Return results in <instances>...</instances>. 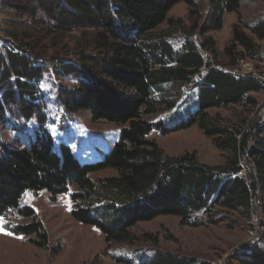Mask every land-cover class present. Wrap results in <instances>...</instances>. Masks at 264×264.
I'll list each match as a JSON object with an SVG mask.
<instances>
[{"label": "trees", "instance_id": "trees-1", "mask_svg": "<svg viewBox=\"0 0 264 264\" xmlns=\"http://www.w3.org/2000/svg\"><path fill=\"white\" fill-rule=\"evenodd\" d=\"M183 1L193 5L192 0H0L1 7L13 11L16 18L31 19L21 23L31 31L28 37L9 32L10 39L0 51V127L8 126L10 116H37L41 126V134L25 147L0 141L1 216L17 210L24 217H33L31 208L20 205L26 192L45 190L57 197L76 184L81 191L72 198L82 200L84 206L75 204L74 218L96 226L112 242L125 240L128 229L138 222L159 216H177L181 223L189 224L199 214L213 221L218 206L250 212L258 200L264 205V116H252L242 132L222 125L208 113L212 108L256 105L252 93L264 92V82L251 73L235 72L229 63L207 62L190 40L184 50L176 52L166 39L149 38L167 20L169 11ZM242 1L224 0V9L238 11ZM222 15L223 9L215 18L217 24L207 25L203 33L219 29ZM40 25L48 35L84 28L96 33L92 52L55 57L57 64L51 69L77 80L76 87L58 92L66 109H87L95 120L124 126L119 141L101 161L83 163L65 143L56 149L45 128L40 86L49 64L43 48L32 41L40 34ZM257 29L264 30V21L251 30L257 33ZM259 37L264 39V34ZM208 42L213 40L208 38L202 44ZM245 51L259 52L252 37L237 23L226 53L244 59ZM203 68L206 73L199 75ZM197 75L198 81L192 83L198 89L195 111L178 114L171 123L146 118L156 112L157 103L171 102L166 96L167 85L191 82ZM158 92L161 100L155 101ZM195 124L229 154L227 166L216 169L193 158L166 157L158 143L149 139L154 131L168 134ZM107 168L116 170L118 176L97 187L89 174ZM97 200L99 205L94 203ZM12 231L46 241L37 219ZM256 237L240 258L244 264H264V218ZM144 264L214 263L156 253Z\"/></svg>", "mask_w": 264, "mask_h": 264}, {"label": "rangeland", "instance_id": "rangeland-1", "mask_svg": "<svg viewBox=\"0 0 264 264\" xmlns=\"http://www.w3.org/2000/svg\"><path fill=\"white\" fill-rule=\"evenodd\" d=\"M192 1L193 5L184 1L176 4L169 11L167 20L149 38L166 39L176 52L184 50L190 40L207 62L215 65L229 63L235 66V72L251 73L264 82V39L259 37L264 34V30L257 29V33L251 30L264 21V0H243L238 11L224 9V0ZM222 9V26L203 33L207 25L217 24L215 18ZM24 22H31V19L28 16L16 18L13 11L0 5V51L10 39L7 36L9 32L26 36L31 33L25 29L26 26L21 27ZM237 23L254 40L259 51L255 55L247 51L243 53L244 59H238L240 55L234 53L227 55L226 48L231 44L233 28ZM37 30L40 34L36 41H32L43 48L42 53L49 64L40 86L45 103V128L53 137L56 149L61 143H65L73 149L81 162L101 161L119 141L124 126L106 120H95L87 109H66L58 99V92L60 88L76 87L77 80L73 76H59L51 69L57 64L55 57L71 58L83 51L92 52L96 33L93 28H84L75 29L68 34L48 35L43 25L38 26ZM208 38L213 43L203 45L202 42H207ZM206 71L203 68L199 75ZM199 75L193 76L191 82H182L178 86L167 85L166 96L173 103H157L156 112L146 118L171 123L178 114L195 111L198 89L192 83L198 81ZM160 96L159 92L156 93L155 101L161 100ZM252 96L256 105H230L226 108H212L208 113L222 125L243 132L252 116H264V92H253ZM12 108L17 113V107ZM9 118L8 126L0 127L1 142L12 147H25L41 134L37 116L31 119L15 116ZM149 139L158 143L166 157L193 158L216 169L227 166L229 154L217 148L213 139L205 135L197 124L168 134L154 131ZM117 176L118 172L109 168L89 174L100 188L109 178ZM80 191L76 184L57 197L45 190L28 191L20 205L21 208H31L33 217H24L17 210L0 215V227L3 228L0 231V264H144L156 253H165L190 262L244 264L240 258L256 241L258 224L264 218V205L260 200L253 204L250 212L218 206L213 211V221L206 216L202 217V214L189 224L181 223L177 216H159L153 220L138 222L129 228V236L125 240L108 242L106 235L96 226L84 224L74 218L75 204L84 206L82 200L77 202L72 198L73 193ZM98 201L100 200L94 203L99 205ZM34 219L42 223L46 241L37 235H20L12 231L19 225H29Z\"/></svg>", "mask_w": 264, "mask_h": 264}, {"label": "snow or ice", "instance_id": "snow-or-ice-1", "mask_svg": "<svg viewBox=\"0 0 264 264\" xmlns=\"http://www.w3.org/2000/svg\"><path fill=\"white\" fill-rule=\"evenodd\" d=\"M3 230V228L2 227H0V231H2Z\"/></svg>", "mask_w": 264, "mask_h": 264}]
</instances>
